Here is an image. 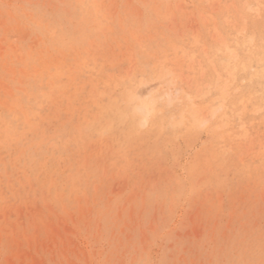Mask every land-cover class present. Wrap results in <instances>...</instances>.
I'll return each instance as SVG.
<instances>
[{
  "label": "rangeland",
  "instance_id": "1",
  "mask_svg": "<svg viewBox=\"0 0 264 264\" xmlns=\"http://www.w3.org/2000/svg\"><path fill=\"white\" fill-rule=\"evenodd\" d=\"M0 264H264V0H0Z\"/></svg>",
  "mask_w": 264,
  "mask_h": 264
},
{
  "label": "bare ground",
  "instance_id": "2",
  "mask_svg": "<svg viewBox=\"0 0 264 264\" xmlns=\"http://www.w3.org/2000/svg\"><path fill=\"white\" fill-rule=\"evenodd\" d=\"M245 11V10H244ZM234 12V11H233ZM231 15V14H230ZM238 20V19H237ZM225 21V20H224ZM258 21V20H257ZM259 24V23H258ZM261 26V25H260ZM229 28V27H228ZM233 38V37H232ZM256 40V39H255ZM259 42V41H258ZM256 49V48H255ZM225 61V60H224ZM221 71V70H220ZM246 83V82H245ZM257 87V86H256ZM244 89V88H243ZM186 94V93H185ZM128 98V97H127ZM98 99V98H96ZM101 101V100H100ZM137 104V103H136ZM185 105V104H184ZM102 110V109H101ZM136 114L139 116V124L144 126L147 124L151 114L152 107L147 102L138 103L135 108ZM134 112V111H133ZM158 112V111H157ZM135 114V113H134ZM196 115V113H195ZM134 116V115H133ZM195 119V118H194ZM183 125V124H182Z\"/></svg>",
  "mask_w": 264,
  "mask_h": 264
}]
</instances>
